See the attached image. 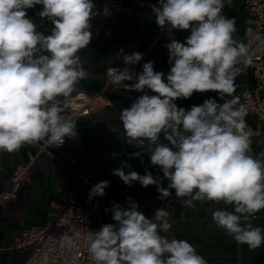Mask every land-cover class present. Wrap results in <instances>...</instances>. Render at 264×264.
Here are the masks:
<instances>
[{"label": "clouds", "instance_id": "clouds-1", "mask_svg": "<svg viewBox=\"0 0 264 264\" xmlns=\"http://www.w3.org/2000/svg\"><path fill=\"white\" fill-rule=\"evenodd\" d=\"M226 3L231 0H157L150 6L170 41L167 74L156 71L154 61L136 72L141 52L121 48L115 54L124 67L108 69L111 86L139 93L120 114L126 142L144 149L162 177L148 168L143 175L126 172L132 167L127 161L113 175L128 186H155L162 201L174 190L183 207L205 200L232 205L234 211H214L213 221L237 245L255 250L264 244V229L252 223L264 210V152L251 155L247 107L233 94L236 77L252 63L251 45L260 37L241 41L235 17L222 14ZM37 5L36 15L51 22L47 35L28 16ZM95 7L93 0H0V152L15 153L37 142L60 147L66 137L77 138V123L64 112L77 85L89 76L79 53L93 38L91 20L101 14H94ZM174 31L190 34L180 41ZM208 92L217 96L189 109L176 103ZM109 186L107 180L93 185L89 200L103 197ZM105 211L115 223L87 233L92 264H208L187 240L163 234L158 222L168 215L164 208L151 218L135 203L124 208L113 202ZM79 235L64 232L59 247L74 249ZM77 259L74 255L66 264ZM39 264H50L47 253Z\"/></svg>", "mask_w": 264, "mask_h": 264}, {"label": "crops", "instance_id": "crops-1", "mask_svg": "<svg viewBox=\"0 0 264 264\" xmlns=\"http://www.w3.org/2000/svg\"><path fill=\"white\" fill-rule=\"evenodd\" d=\"M102 0H93L96 7L91 20L93 38L88 48L80 51L84 67L89 76L77 85V90L97 91L103 84V73L107 66H121L123 62L115 57L119 49L131 54L133 51L143 53V59L136 65L137 72L142 70L143 63L154 61L156 71L167 74L170 70L168 52L165 45L170 42L168 36L157 37L155 17L147 10L136 9L131 0H119L122 9L110 16L103 15L100 10ZM157 4V0H153ZM130 9V10H127ZM41 10L37 5L28 10V16L38 25V31L45 35L50 33L51 22L41 20L36 13ZM235 17L237 32L235 35L243 42L246 29V14L241 0H231L225 4L223 13ZM104 30H109L104 35ZM190 33L174 31V37L183 41ZM236 94L243 89L252 87V79L248 68L236 77ZM139 93L120 90L111 97V105L93 111L86 117L76 118L78 136L75 139L65 138V143L50 152L40 153L29 166L23 184L16 197L0 207V247L12 245L15 237L23 229L40 227L49 220L53 210L54 191L57 188L66 193L74 194L75 200L81 202L88 198L90 188L100 181H110L108 190L117 200L104 195L97 197L95 205L88 212V220L92 225L102 226L115 223L111 219L112 203L124 202L129 196L139 209L149 218L159 208H164L168 215L158 223L163 234L170 238L187 240L192 244L197 254L203 256L208 264H264V244L250 250L247 245H237L233 236L219 228L212 219L216 210L234 211L232 205L222 201H194L195 208L183 207L173 194L167 200L158 199L159 193L155 186L143 188L138 182L132 186L125 185L119 177L113 175V170L121 166V161L131 164V169L143 175L145 169L153 176H161L162 172L156 166L150 165V159L144 149L127 144L123 134L120 114L123 108L130 106ZM213 92L194 93L190 99L177 100L179 107L189 109L192 105H200L209 97H216ZM250 126H255L252 116L246 118ZM163 141V136L161 135ZM251 155L258 157L264 152V139L251 138ZM145 148L148 142L145 141ZM26 145L15 153L0 152V187L6 173L23 167L27 161ZM140 151L139 158L131 156ZM116 154L113 156V154ZM168 181H164L167 186ZM125 203V202H124ZM126 204V203H125ZM127 205V204H126ZM129 207V205H127ZM253 226L264 229V210L255 214ZM28 255L27 249L0 250V264H22Z\"/></svg>", "mask_w": 264, "mask_h": 264}, {"label": "built area", "instance_id": "built-area-1", "mask_svg": "<svg viewBox=\"0 0 264 264\" xmlns=\"http://www.w3.org/2000/svg\"><path fill=\"white\" fill-rule=\"evenodd\" d=\"M241 2L243 11L246 14L245 41L248 42L249 39H254L257 36L260 39H254L250 48L252 63L247 68L252 79V87L240 90L236 96L240 97V103L245 104L247 107L246 118L252 116L255 120V126H250L246 122V130L250 133V138L259 137L264 139V0H241ZM131 4L134 8L147 10L153 15L150 7L154 5L153 0H131ZM99 7L101 12L104 8H107L106 16L122 9L119 0H102ZM249 29H251V33L248 32ZM108 34L109 30H104V35ZM164 36H167L166 30H162L157 26V37ZM112 67L122 68L124 65L107 66L103 73V84L99 90L74 92L64 112L67 118L75 120L76 118L86 117L97 109L111 105V97L117 91L124 90L123 88L111 86L108 69ZM134 70L137 72L136 66H134ZM26 147L27 163L15 171L6 173L0 187V207L16 197L24 182L28 168L36 157L42 152L50 153V150L55 151L59 148L50 146L45 142L26 144ZM53 197V210L45 225L21 230L11 246L0 247V250L27 249L28 255L22 264H39L45 253L50 257V264H66L74 255L78 258L76 264H92L87 252L86 236L90 230L98 231L100 226L92 225L87 216L89 210L95 205L97 197L91 200L86 198L81 202H77L74 194L66 193L60 188L54 191ZM124 202L127 205L134 203L129 196L125 197ZM64 232L80 234L74 249H61L59 247L58 238Z\"/></svg>", "mask_w": 264, "mask_h": 264}, {"label": "water", "instance_id": "water-1", "mask_svg": "<svg viewBox=\"0 0 264 264\" xmlns=\"http://www.w3.org/2000/svg\"><path fill=\"white\" fill-rule=\"evenodd\" d=\"M50 152H52V153H54V154H56V152L54 151V150H50ZM105 193H106V195H108L109 197H111V198H113V199H115V200H117L108 190H105ZM120 203L123 205V207L124 208H128V206L124 203V202H121L120 201Z\"/></svg>", "mask_w": 264, "mask_h": 264}]
</instances>
